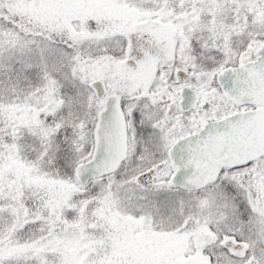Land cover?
Listing matches in <instances>:
<instances>
[{
    "label": "snow or ice",
    "instance_id": "snow-or-ice-1",
    "mask_svg": "<svg viewBox=\"0 0 264 264\" xmlns=\"http://www.w3.org/2000/svg\"><path fill=\"white\" fill-rule=\"evenodd\" d=\"M0 264H264V0H0Z\"/></svg>",
    "mask_w": 264,
    "mask_h": 264
}]
</instances>
